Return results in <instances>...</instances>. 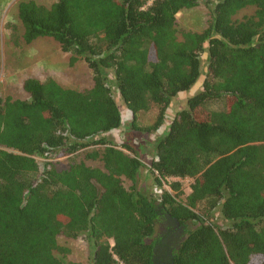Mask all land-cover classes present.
Masks as SVG:
<instances>
[{"label": "trees", "instance_id": "1", "mask_svg": "<svg viewBox=\"0 0 264 264\" xmlns=\"http://www.w3.org/2000/svg\"><path fill=\"white\" fill-rule=\"evenodd\" d=\"M200 3L20 1L23 40L53 38L71 64H88L93 85L31 77L28 98H0V264H77L62 235L84 236L92 264H264V0H211L209 26L179 37L177 14ZM245 8L254 12L238 17ZM205 53L202 89L157 137L150 166L106 135L123 125L114 87L132 132L155 133L199 81ZM153 106L155 122L138 126ZM86 148L100 165L76 159ZM70 155L65 168L54 161ZM144 168L159 198L139 186ZM158 224L165 232L155 236Z\"/></svg>", "mask_w": 264, "mask_h": 264}, {"label": "rangeland", "instance_id": "2", "mask_svg": "<svg viewBox=\"0 0 264 264\" xmlns=\"http://www.w3.org/2000/svg\"><path fill=\"white\" fill-rule=\"evenodd\" d=\"M20 1L22 0H0V98H28L29 94L24 90L23 83L25 79L31 77L38 79L52 77L63 86L78 90L90 88L93 85V74L83 59L78 60L75 64H71V54L63 52L59 43L50 37H40L31 43H26L23 40V28L18 19ZM34 1L49 6L57 0ZM209 1L211 0H201L198 6L183 9L177 14L179 37H182L183 31L201 32L209 26L212 20V4ZM253 12V8H245L239 12L238 17L252 14ZM202 61L203 73L197 84L189 91L183 92L175 98L167 110L165 124L152 134L142 131L132 132L133 114L121 99L118 89L114 87L113 95L122 112L123 125L106 135L118 145L127 140L131 142L143 154L141 158L145 165L150 166L153 159L151 151H153V144L157 137L166 130L168 123L171 122L176 113L186 107L189 97L202 89L208 65L206 53L203 54ZM215 106L222 108L224 103L220 101ZM157 115L158 107L153 106L150 110L141 112L136 119V123L138 126L153 124ZM86 150L87 148L76 153V159H84L90 165H100L99 160L87 159L85 157ZM71 156L56 157L54 161L57 162L59 167L65 168L71 162ZM39 159L40 162L45 161L44 158L39 157ZM180 180L183 183V193L180 199L184 200L191 192L190 186L193 180L192 178ZM132 184L131 180H125L127 187H131ZM139 186L144 188L145 191L148 189L149 194L156 198H159L162 193V189L155 184V180L146 168L143 169L139 179ZM165 187L169 188V185L166 184ZM210 220L219 225H223L226 222L220 213L217 212L211 215ZM163 232H165L164 225L158 224L155 236ZM58 243L61 246L69 248L70 251L66 254L68 262L92 264L90 244L84 236L74 239L62 235L58 237Z\"/></svg>", "mask_w": 264, "mask_h": 264}]
</instances>
